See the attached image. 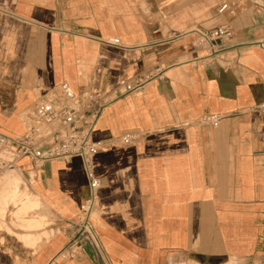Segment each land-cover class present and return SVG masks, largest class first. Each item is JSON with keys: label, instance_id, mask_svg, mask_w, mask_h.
<instances>
[{"label": "crops", "instance_id": "crops-1", "mask_svg": "<svg viewBox=\"0 0 264 264\" xmlns=\"http://www.w3.org/2000/svg\"><path fill=\"white\" fill-rule=\"evenodd\" d=\"M220 26L228 32L214 51L198 45ZM263 41L264 0H0L3 133H22L23 111L61 82L112 90L122 78L152 75L114 99L94 130L103 143L91 158L101 254L71 247L90 195L84 160L37 167L23 157L16 171L39 212L16 217L32 229L0 227V264L264 257ZM211 114L221 116L217 125L202 122ZM125 133L133 143L119 140Z\"/></svg>", "mask_w": 264, "mask_h": 264}, {"label": "built area", "instance_id": "built-area-1", "mask_svg": "<svg viewBox=\"0 0 264 264\" xmlns=\"http://www.w3.org/2000/svg\"><path fill=\"white\" fill-rule=\"evenodd\" d=\"M227 32L226 26H220L202 33L198 45L206 44L214 51L216 41ZM109 40L115 45L120 44L118 38ZM151 77L148 73L132 79L122 78L112 90L76 91L70 83L61 82L55 90L39 98L33 107L23 111L25 130L22 133L11 135L0 131V176L9 169L18 168V161L23 157H29L37 167L58 159L69 161L76 156L84 160L90 195L82 205L81 230L71 246L72 252L83 243L91 245L99 254L102 249L92 221L98 208L97 190L101 181L91 168V158L103 149V143L93 138L97 122L114 99L143 87ZM259 108L264 109V103ZM220 119V115L211 114L204 116L202 122L217 125ZM135 139L136 136L129 133L119 136L124 144L133 143Z\"/></svg>", "mask_w": 264, "mask_h": 264}, {"label": "rangeland", "instance_id": "rangeland-1", "mask_svg": "<svg viewBox=\"0 0 264 264\" xmlns=\"http://www.w3.org/2000/svg\"><path fill=\"white\" fill-rule=\"evenodd\" d=\"M21 115L23 117V113ZM76 157L81 158L80 156H76ZM55 161L68 163L71 160L67 161L64 159H58ZM14 175H16L19 179L18 184L21 185L23 188L26 187V183H27L26 179H24L23 176L20 173H18V171L16 170L9 169L0 176V217L3 221L2 226L0 227H5L8 230H10L9 226L6 224V220H8L14 226L22 227L25 229H32L24 225L23 221L18 222V219L16 217L18 215H21L22 217H26V218H29L31 216H37L36 214L39 211H37L36 208L40 207V203H37V200H33V198H30V196L26 194V193H29V191H27L26 188L22 192L17 193L14 196H11V193H9L8 191L9 183H7V179L11 176L13 177ZM96 203L97 205L100 204L99 201H96ZM34 204H37V205H34ZM81 214H82V210H81ZM95 216H96V213L94 214V217ZM22 238L24 240L26 239L25 236H22ZM189 264H195V263L191 262ZM229 264H264V257H251L245 260L233 258L231 262H229Z\"/></svg>", "mask_w": 264, "mask_h": 264}, {"label": "bare ground", "instance_id": "bare-ground-1", "mask_svg": "<svg viewBox=\"0 0 264 264\" xmlns=\"http://www.w3.org/2000/svg\"><path fill=\"white\" fill-rule=\"evenodd\" d=\"M16 169H17V167L10 169V170H16ZM18 181H19V179L16 175H14V177L9 179V183H12V185L15 187V189L13 191V195H16L17 193L22 192V190L20 189V185L18 184L19 183ZM34 205H37V204H34ZM30 206H32V205H30Z\"/></svg>", "mask_w": 264, "mask_h": 264}]
</instances>
